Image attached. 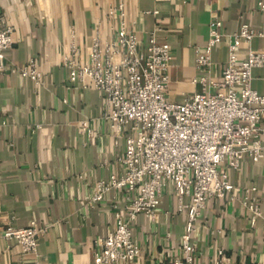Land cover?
<instances>
[{
	"label": "crops",
	"instance_id": "obj_1",
	"mask_svg": "<svg viewBox=\"0 0 264 264\" xmlns=\"http://www.w3.org/2000/svg\"><path fill=\"white\" fill-rule=\"evenodd\" d=\"M258 1L0 0V15L14 28L0 70V264H94L95 239L113 228L116 212L126 209L123 191L111 190L101 202H91L100 180L124 173L125 142L117 140L104 117V94L70 81L65 56L72 47L87 56L96 36L102 41L115 37L123 3L140 50L151 36L170 44L168 96L182 102L201 91L195 77L218 78L227 63L228 37L213 47L205 71L197 68L211 24L220 20L218 30L227 36L245 22L259 25ZM250 47L264 48V38H255ZM248 49L241 45L240 59ZM31 58L43 72L40 84L21 75ZM252 86L264 94V67L254 68ZM229 174L235 190L226 198L212 197L197 223L199 260L214 264L223 250L224 264H264V148L259 161L245 160ZM250 186L258 187L262 211L254 226L243 204V190ZM32 220L48 228L38 238L37 252L23 254L18 244L2 238L1 230ZM186 221L174 190L167 188L155 216L141 213L131 224L141 257L115 264H171L182 255Z\"/></svg>",
	"mask_w": 264,
	"mask_h": 264
},
{
	"label": "built area",
	"instance_id": "obj_2",
	"mask_svg": "<svg viewBox=\"0 0 264 264\" xmlns=\"http://www.w3.org/2000/svg\"><path fill=\"white\" fill-rule=\"evenodd\" d=\"M257 8L263 14L259 25L245 22L232 35L211 24L204 52H199L197 68L204 72L211 63L213 47L228 37V60L218 78L202 73L194 78L202 85L182 102L168 96L171 82V46L151 36L145 50L139 49L135 29L128 23L120 4V23L115 37L93 39L87 56L73 46L65 56L70 81L101 91L108 104L104 115L125 150L120 158L123 174L112 173L97 183L92 203H99L111 190L125 192V212H116V222L107 234L95 239L94 264H115L141 257L142 248L131 226L141 213L154 217L167 188L178 199V210L187 216L181 236L182 255L171 264H202L194 239L196 226L212 197L226 198L235 190L229 170H237L245 160L263 156L264 94L252 86L253 70L264 67V48L253 49L257 37L264 38V0ZM109 13L113 15L114 9ZM13 26L0 15V70L5 52L13 45ZM249 45L240 59L241 45ZM21 75L37 84L43 81L38 61L28 60ZM258 187L243 190V204L251 212V224L262 216ZM233 196V195H232ZM188 198V200H186ZM264 229V223L262 225ZM47 225L32 220L28 226L9 224L1 230L7 241L18 244L23 254L36 253L38 238ZM223 250L214 264H224Z\"/></svg>",
	"mask_w": 264,
	"mask_h": 264
}]
</instances>
